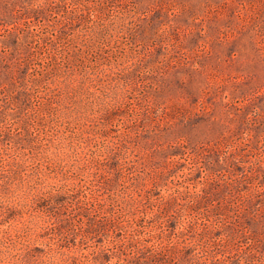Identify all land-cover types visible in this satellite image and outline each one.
Segmentation results:
<instances>
[{
  "label": "rangeland",
  "instance_id": "1",
  "mask_svg": "<svg viewBox=\"0 0 264 264\" xmlns=\"http://www.w3.org/2000/svg\"><path fill=\"white\" fill-rule=\"evenodd\" d=\"M0 264H264V0H0Z\"/></svg>",
  "mask_w": 264,
  "mask_h": 264
}]
</instances>
